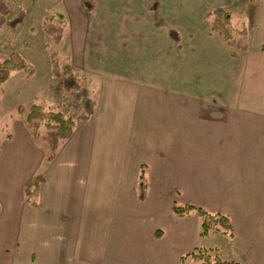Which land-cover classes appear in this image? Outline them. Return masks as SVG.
Here are the masks:
<instances>
[{
    "label": "crops",
    "instance_id": "crops-1",
    "mask_svg": "<svg viewBox=\"0 0 264 264\" xmlns=\"http://www.w3.org/2000/svg\"><path fill=\"white\" fill-rule=\"evenodd\" d=\"M73 2L71 65L95 106L52 161L26 133L4 141L0 264H180L195 248L264 264V6L238 50L209 0H96L90 35ZM174 203L226 214L233 237H200Z\"/></svg>",
    "mask_w": 264,
    "mask_h": 264
},
{
    "label": "rangeland",
    "instance_id": "rangeland-1",
    "mask_svg": "<svg viewBox=\"0 0 264 264\" xmlns=\"http://www.w3.org/2000/svg\"><path fill=\"white\" fill-rule=\"evenodd\" d=\"M1 1L6 4L9 13L2 17L4 21L0 26V61L7 59L11 52L16 51L20 53L25 63L33 67L34 72L28 75L23 70H12L8 79L0 85V156L4 141L11 135L17 137L18 132L21 131L31 137L30 128L26 123V113L32 104L42 103L45 109L51 107L65 118L75 123L81 122L79 115L83 112V102L87 100L86 90L90 88L87 84L94 79L80 71L78 67H72L75 41L73 33L77 19L80 18L78 12L74 10L72 4L74 0ZM87 1L91 9L84 4L83 8L88 13H82V17L83 24L86 25V33L90 35L94 33L96 27L95 15L92 11L96 0ZM150 3L148 10L157 12L159 7L156 3ZM209 3L213 8H210L211 11L206 18L211 17V23L213 21L211 14L223 9L230 13L233 23L231 18L230 21L235 28L245 22L243 21L245 14H253L260 5L264 6V0H209ZM49 16L52 20L46 21L45 17ZM17 18H20V21L13 27L11 22ZM50 23L58 24L62 28V36L58 44H55L54 38L45 31ZM53 53L59 68V77L53 74L51 56ZM70 73L76 76L80 89L64 88L62 79ZM19 107L23 108V112H19ZM44 130L45 127L40 126L38 130L40 137L45 135ZM32 142L45 144L40 138L35 141L32 139ZM215 255L212 253L211 257L214 258Z\"/></svg>",
    "mask_w": 264,
    "mask_h": 264
},
{
    "label": "trees",
    "instance_id": "trees-1",
    "mask_svg": "<svg viewBox=\"0 0 264 264\" xmlns=\"http://www.w3.org/2000/svg\"><path fill=\"white\" fill-rule=\"evenodd\" d=\"M87 5L88 9H91L87 0L83 1ZM9 13L6 4L0 0V26L3 23V16ZM22 14V12H21ZM213 21L210 25V31L218 32L225 43L238 50H246L247 47V32L245 28L237 29L232 26L230 21V13L226 10L220 9L214 11L212 14ZM46 21H51V16L45 17ZM20 18L11 22L14 27ZM46 33L54 38L55 44L60 43L62 36V28L58 24L50 23L46 28ZM169 35L177 38L176 31L170 30ZM52 56V70L54 76L59 77V68L54 60V53ZM69 69V67H66ZM12 70H23L28 75H32L34 69L32 66L25 63L21 58L20 53L14 51L10 56L0 61V85L3 84L9 76V72ZM62 83L65 89H80V85L77 82L76 76L70 73L68 76L62 79ZM95 103L87 99L83 102V112L79 115L81 122L87 121L93 113ZM19 112H23V108L19 107ZM26 123L30 128L31 138L35 141L38 138L44 141L46 144V161H52L55 157L56 151L60 143L71 137L76 123L68 118H65L60 112H56L53 108H44L42 103L32 104L26 113ZM45 127V135L39 136L38 130L40 126ZM143 179V176H140ZM42 181V178L36 176L26 183L24 188V195L28 198L31 194V188L37 186ZM172 210L175 215L181 217L190 213H194L199 218L200 237H206L210 233L219 232L226 235L229 238L233 237L232 225L229 217L223 213H209L202 208L192 205H179L173 204ZM211 250L195 248L191 253L186 254L180 258V264H247L244 261H226L216 257H211Z\"/></svg>",
    "mask_w": 264,
    "mask_h": 264
}]
</instances>
